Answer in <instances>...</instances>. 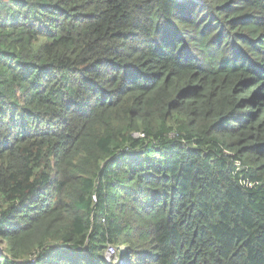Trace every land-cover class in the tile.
<instances>
[{
  "label": "trees",
  "instance_id": "16d2710c",
  "mask_svg": "<svg viewBox=\"0 0 264 264\" xmlns=\"http://www.w3.org/2000/svg\"><path fill=\"white\" fill-rule=\"evenodd\" d=\"M110 245L264 264V0H0V264Z\"/></svg>",
  "mask_w": 264,
  "mask_h": 264
},
{
  "label": "clouds",
  "instance_id": "9594fccd",
  "mask_svg": "<svg viewBox=\"0 0 264 264\" xmlns=\"http://www.w3.org/2000/svg\"><path fill=\"white\" fill-rule=\"evenodd\" d=\"M248 185L251 186L252 184H248ZM110 246L116 247L117 249L120 250V252L118 254H116L115 256H109L108 255V249H109ZM110 246L108 247L107 252H106L108 260L114 262V264H123L124 263V258H125L124 256H125V252H126L125 248L122 247V246H118L117 247L115 245H110ZM120 255H123L121 259H119Z\"/></svg>",
  "mask_w": 264,
  "mask_h": 264
},
{
  "label": "built area",
  "instance_id": "2783aa9c",
  "mask_svg": "<svg viewBox=\"0 0 264 264\" xmlns=\"http://www.w3.org/2000/svg\"><path fill=\"white\" fill-rule=\"evenodd\" d=\"M119 252H120V250L117 249V248L114 247V246H110L109 249H108V255H109V256H115V255L118 254ZM119 259H121V258L119 257Z\"/></svg>",
  "mask_w": 264,
  "mask_h": 264
},
{
  "label": "bare ground",
  "instance_id": "6f19581e",
  "mask_svg": "<svg viewBox=\"0 0 264 264\" xmlns=\"http://www.w3.org/2000/svg\"><path fill=\"white\" fill-rule=\"evenodd\" d=\"M123 254V253H122ZM123 255H120V258H122Z\"/></svg>",
  "mask_w": 264,
  "mask_h": 264
}]
</instances>
